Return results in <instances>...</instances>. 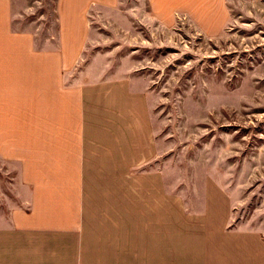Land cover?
I'll return each instance as SVG.
<instances>
[{
  "label": "rangeland",
  "instance_id": "374dc122",
  "mask_svg": "<svg viewBox=\"0 0 264 264\" xmlns=\"http://www.w3.org/2000/svg\"><path fill=\"white\" fill-rule=\"evenodd\" d=\"M0 14L61 55L89 148L264 232V0H0Z\"/></svg>",
  "mask_w": 264,
  "mask_h": 264
},
{
  "label": "crops",
  "instance_id": "0c3cea01",
  "mask_svg": "<svg viewBox=\"0 0 264 264\" xmlns=\"http://www.w3.org/2000/svg\"><path fill=\"white\" fill-rule=\"evenodd\" d=\"M1 18L0 264H264L255 213L232 226L219 201L90 149L61 55Z\"/></svg>",
  "mask_w": 264,
  "mask_h": 264
}]
</instances>
